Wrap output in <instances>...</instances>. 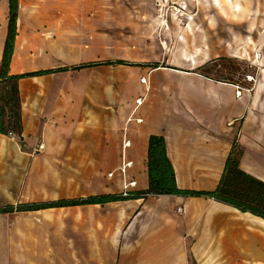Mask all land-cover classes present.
<instances>
[{
  "label": "crops",
  "instance_id": "0c3cea01",
  "mask_svg": "<svg viewBox=\"0 0 264 264\" xmlns=\"http://www.w3.org/2000/svg\"><path fill=\"white\" fill-rule=\"evenodd\" d=\"M17 1L10 73L64 69L18 82L24 151L14 137L0 135V178H12V191L18 193L21 188L25 197L21 201L45 199L48 167L70 169L73 174L63 177L80 180L97 171L103 191L83 197L119 194L130 182L135 185L128 191L146 190L150 135L164 138L181 189L213 190L233 146L241 150L240 168L264 181V28L256 36L261 57L246 59L250 65L245 77L251 78L218 77V68L227 59H219L209 48H202L193 61L170 67L131 63L75 68L105 61L94 52L95 19L86 16L93 5L68 0ZM236 3L229 2L234 14ZM7 16L8 0H0V59ZM246 26L254 34L253 23ZM162 27L169 28L166 22ZM161 46L168 49L166 42ZM111 68L129 75L123 105L115 113L89 106L94 89L109 87ZM157 70L165 71L156 75ZM168 72H174L177 80L168 79ZM95 74L101 77L96 79ZM142 77L148 85L140 82ZM135 95L140 96L133 100ZM40 143L44 148L39 151ZM32 149L40 153H31ZM17 151L23 154L20 162L5 165ZM123 165H127L124 173ZM8 169L13 172L7 173ZM57 210L73 214L64 244L61 236L52 245L40 239L31 243L29 237L19 240L14 236L16 226L10 229L0 224V264H223L222 255L226 264L252 260L264 264V259L243 252L264 232L254 228L253 221L264 219L205 196L148 194L104 204L0 213V220L7 223L12 217ZM240 256L246 260H238Z\"/></svg>",
  "mask_w": 264,
  "mask_h": 264
},
{
  "label": "rangeland",
  "instance_id": "374dc122",
  "mask_svg": "<svg viewBox=\"0 0 264 264\" xmlns=\"http://www.w3.org/2000/svg\"><path fill=\"white\" fill-rule=\"evenodd\" d=\"M68 1L93 5V9L86 10V16L95 19L96 30L92 32L93 47H95L94 52L99 54V60L113 62L122 59L128 63L149 65L148 67L151 68L155 63L159 67H170L174 64L182 65L183 60L193 61L192 59L198 56L202 48H209L219 59H227L222 61L217 76L240 80L243 77H250H245L246 69H249L247 67L250 65L248 62L246 64V59L250 57L253 61H257L256 55L261 57L260 44L256 41V36L264 28V0H217L220 2L219 5H214L213 0ZM230 1L237 2V14L231 10ZM174 8L180 9L181 12H176ZM163 22L168 24V29H163ZM247 23H253L254 34L253 31L251 34V26L247 27ZM1 28L3 25L0 20ZM162 40L167 43L168 49H162L160 44ZM233 57H239L241 60L236 62ZM163 71L165 70H157L156 75ZM209 72L213 73V71ZM168 73H171L167 76L168 79L177 80V76L172 74L174 72ZM107 76L110 81L109 87L105 90L94 89L93 102L89 106L115 113L120 105H123L129 75L111 68ZM100 77L95 74L96 79ZM139 96H133V100ZM5 136L10 137V135ZM13 137L19 142L21 151H24L25 147L21 138L17 135ZM17 152L18 155L8 159L5 165L20 162L23 154ZM31 153L40 152L32 149ZM51 161L55 162L53 158ZM12 172L8 169L7 173ZM72 172L70 169L61 171L58 167H48L43 193L45 199L36 202L54 201L51 199L61 197L77 198L103 191L101 182L96 178L99 175L97 171H92L87 180L63 177L67 173L73 174ZM11 181V177L0 178V190L4 189V192H0V207L8 205V200L13 202L12 205L27 203L21 201L25 198L21 196V188L18 193L12 191ZM71 216L73 214L69 210H57L12 217L7 223L0 220V224L7 228L9 226L10 229L16 226L14 236L19 240L29 237L31 243H36L40 239L45 244L48 245L51 242L52 245L54 238L61 236L64 244L69 238ZM243 258L240 256L238 260ZM221 260L224 261L223 264L227 263L224 255ZM257 262L259 260L242 261L241 264H257ZM192 264L196 262L193 261Z\"/></svg>",
  "mask_w": 264,
  "mask_h": 264
},
{
  "label": "trees",
  "instance_id": "16d2710c",
  "mask_svg": "<svg viewBox=\"0 0 264 264\" xmlns=\"http://www.w3.org/2000/svg\"><path fill=\"white\" fill-rule=\"evenodd\" d=\"M18 1L8 0L6 36L0 59V135H22V103L18 82L20 79L63 71L38 70L21 74L10 73V62L17 35ZM97 64H131L124 60L89 63L75 68L89 67ZM157 63L152 67L157 68ZM241 150L234 146L229 152L220 179L213 190H188L177 186L174 168L167 157L165 140L162 136L150 135L147 149L148 188L139 192H129L127 196L119 194H101L74 199H58L46 202L8 204L0 207V213L36 211L48 208L68 207L82 204H104L107 202L141 198L152 195L205 196L217 202L231 206L240 212L250 213L264 219V181L245 172L239 166Z\"/></svg>",
  "mask_w": 264,
  "mask_h": 264
},
{
  "label": "bare ground",
  "instance_id": "6f19581e",
  "mask_svg": "<svg viewBox=\"0 0 264 264\" xmlns=\"http://www.w3.org/2000/svg\"><path fill=\"white\" fill-rule=\"evenodd\" d=\"M237 8V7H236ZM174 10L176 11V12H181V10L180 9H178V8H174ZM167 26L164 24V28H166ZM164 41H162L161 42V44H163L164 45ZM256 57H257V59H258V56L256 55ZM249 78H251V77H249ZM140 82L141 83H143L144 84V82L143 81H141L140 80ZM145 82H146V84L148 85V79L147 78H145ZM139 101V100H138ZM142 100L140 101V105L142 104ZM258 220V219H257ZM261 221V220H260ZM248 222V221H247ZM255 224H256V226H254V228H256L257 226L261 229V230H259V231H262V230H264V221H261V222H259V221H256V220H254L253 221ZM243 223V222H242ZM249 223V222H248ZM253 224V223H252ZM260 233V236H258V239H259V241H258V239L257 240H252L253 242L252 243H248L247 244V247L243 250V252L244 253H247L250 257H252V258H261V259H264V240H262V239H264V237H262L261 235H262V233H264V232H259ZM262 238V239H261ZM246 239V238H245ZM249 239H250V237H249ZM246 244V243H245ZM244 255V254H243Z\"/></svg>",
  "mask_w": 264,
  "mask_h": 264
},
{
  "label": "built area",
  "instance_id": "2783aa9c",
  "mask_svg": "<svg viewBox=\"0 0 264 264\" xmlns=\"http://www.w3.org/2000/svg\"><path fill=\"white\" fill-rule=\"evenodd\" d=\"M141 81H143L144 83H146L145 82V77L144 78H142V80ZM238 95H240V92H238ZM229 124H231V123H229ZM11 136V135H10ZM13 137V136H12ZM43 148H44V145H43V143H40L39 145H38V147H37V150H43ZM126 167H127V165H123L122 167H121V171L124 173L125 172V169H126ZM112 175V173H110L109 174V176H111ZM135 185V182H130V183H128V184H125V186L123 187V190H122V195L123 196H127L128 195V193L130 192V191H128V187L129 186H134ZM177 212L178 213H181V208L180 207H178L177 208Z\"/></svg>",
  "mask_w": 264,
  "mask_h": 264
}]
</instances>
